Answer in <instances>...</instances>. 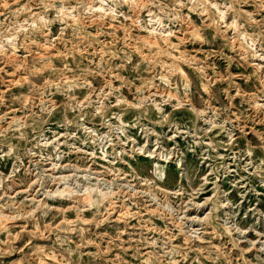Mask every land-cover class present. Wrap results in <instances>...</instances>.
Masks as SVG:
<instances>
[{
	"label": "rangeland",
	"instance_id": "374dc122",
	"mask_svg": "<svg viewBox=\"0 0 264 264\" xmlns=\"http://www.w3.org/2000/svg\"><path fill=\"white\" fill-rule=\"evenodd\" d=\"M0 264H264V0H0Z\"/></svg>",
	"mask_w": 264,
	"mask_h": 264
},
{
	"label": "bare ground",
	"instance_id": "6f19581e",
	"mask_svg": "<svg viewBox=\"0 0 264 264\" xmlns=\"http://www.w3.org/2000/svg\"><path fill=\"white\" fill-rule=\"evenodd\" d=\"M70 191V190H69ZM63 194H65V193H63Z\"/></svg>",
	"mask_w": 264,
	"mask_h": 264
}]
</instances>
